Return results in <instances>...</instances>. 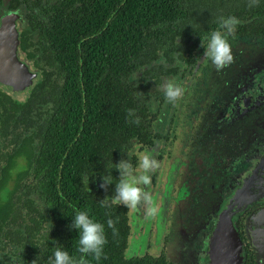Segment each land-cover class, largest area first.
I'll return each instance as SVG.
<instances>
[{
  "label": "trees",
  "instance_id": "trees-1",
  "mask_svg": "<svg viewBox=\"0 0 264 264\" xmlns=\"http://www.w3.org/2000/svg\"><path fill=\"white\" fill-rule=\"evenodd\" d=\"M197 1L0 0V17L25 21L16 56L33 75L22 92L0 85V264H50L59 246L79 258L75 210L105 227L106 258L90 264H169L125 257L126 210L109 199L116 165L131 140L150 141V89L175 74L174 61L192 62L221 17L241 21L233 35H264V0H210L204 10Z\"/></svg>",
  "mask_w": 264,
  "mask_h": 264
},
{
  "label": "flooded vegetation",
  "instance_id": "flooded-vegetation-1",
  "mask_svg": "<svg viewBox=\"0 0 264 264\" xmlns=\"http://www.w3.org/2000/svg\"><path fill=\"white\" fill-rule=\"evenodd\" d=\"M229 42L233 62L221 70L203 55V47L189 65L181 62L189 72L197 65L175 116L160 112L163 96L153 100L155 109H150L151 99L146 104L150 141L131 140L124 161L139 175L141 157L151 153L158 167L150 173L151 184L141 185L151 205L119 204L129 227L127 258L264 264V35L235 34ZM92 181L98 188L91 193H97L100 184ZM150 206L157 209L154 216L147 215ZM146 222L151 224L145 249L128 256L135 225Z\"/></svg>",
  "mask_w": 264,
  "mask_h": 264
},
{
  "label": "clouds",
  "instance_id": "clouds-1",
  "mask_svg": "<svg viewBox=\"0 0 264 264\" xmlns=\"http://www.w3.org/2000/svg\"><path fill=\"white\" fill-rule=\"evenodd\" d=\"M259 4V0H248V6L252 7ZM241 21L235 16L221 17L219 19V29L213 31L208 38L206 47L204 48L203 55L211 61V63L221 70L233 62L232 46L229 42V37L233 35L236 27ZM165 99L168 102H173L182 95V88L179 84L168 81L163 85ZM134 110L129 109V116L133 115ZM134 123L139 124V117ZM117 169L121 172V178L116 183V190L114 197L111 198L112 204H123L127 208H137L142 203L151 205V195L145 191L144 186H149L152 182L150 173L157 167L158 162L151 153H145L140 161L138 167L142 169L139 175L132 172V165L128 162L121 161L116 165ZM102 179L106 183L112 182V177L104 176ZM102 187L105 185L102 184ZM102 205L107 206V201H102ZM157 209L150 206L147 209L148 216H154ZM109 228L113 229L115 235L116 229L114 221L109 219L107 221ZM72 228L79 230L77 252L81 254L79 258L70 256L69 252L62 246L55 249L50 264H90L86 257H93L99 261L104 255V246L107 244V237L105 227L102 223L97 222L94 218L90 217L87 210H75L74 221L71 225Z\"/></svg>",
  "mask_w": 264,
  "mask_h": 264
},
{
  "label": "water",
  "instance_id": "water-1",
  "mask_svg": "<svg viewBox=\"0 0 264 264\" xmlns=\"http://www.w3.org/2000/svg\"><path fill=\"white\" fill-rule=\"evenodd\" d=\"M26 29V24L16 15L0 18V85L13 92H22L33 79L15 55L16 35Z\"/></svg>",
  "mask_w": 264,
  "mask_h": 264
},
{
  "label": "rangeland",
  "instance_id": "rangeland-1",
  "mask_svg": "<svg viewBox=\"0 0 264 264\" xmlns=\"http://www.w3.org/2000/svg\"><path fill=\"white\" fill-rule=\"evenodd\" d=\"M209 1L210 0L197 1L194 4V7L199 8V9L202 7V9L204 10L205 8L202 5H206ZM206 6H210V4H207ZM196 60H198V58ZM201 60H203V56L198 61H201ZM196 65H197V63H196ZM195 66H193L189 72L181 62H179L177 60L174 61L171 68L176 70L177 73H175V75H171V76L163 78L159 82L158 86H154L150 89L149 92H150V95L152 96L151 97L152 101L155 100L156 96H163L164 97V103H163V106H161L160 112H164V111L168 112L169 111L168 117L171 114H173L175 116L177 113H179L180 107H181L182 102L185 98V93L187 92V89L190 85L192 75L194 74V72L196 70ZM168 81H173V82L179 84L183 90L182 95L173 102H168L164 96L163 85ZM150 104H151L150 109L156 108L154 101L151 102ZM159 118L163 119V116H160ZM159 127H160V124L158 123L157 128H159ZM85 185H86V188L90 192H95L98 188V185L95 184L93 181L85 180ZM149 222H146L143 227L139 226L137 224L135 225V227H134L135 229L133 231L134 236H135V238H134L135 241L131 243V246H130L129 251H128V256L139 254L145 249V245H146L145 239H147L145 237H148V235H146V230L149 229V227H150L149 224H151Z\"/></svg>",
  "mask_w": 264,
  "mask_h": 264
}]
</instances>
